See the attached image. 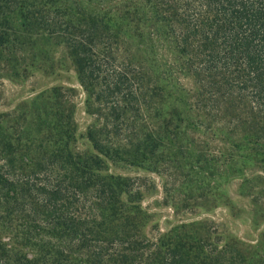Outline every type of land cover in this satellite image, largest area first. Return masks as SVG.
<instances>
[{
    "label": "trees",
    "instance_id": "16d2710c",
    "mask_svg": "<svg viewBox=\"0 0 264 264\" xmlns=\"http://www.w3.org/2000/svg\"><path fill=\"white\" fill-rule=\"evenodd\" d=\"M59 51L102 124L87 131L94 152L79 149L64 86L21 103L14 132L0 124V264L186 260V230L207 223L149 235L142 177L110 164L168 165L173 179L218 168L264 215V0H0L13 79ZM179 195L175 212L189 204ZM229 244V263L264 264V250Z\"/></svg>",
    "mask_w": 264,
    "mask_h": 264
},
{
    "label": "rangeland",
    "instance_id": "374dc122",
    "mask_svg": "<svg viewBox=\"0 0 264 264\" xmlns=\"http://www.w3.org/2000/svg\"><path fill=\"white\" fill-rule=\"evenodd\" d=\"M54 67H41L27 80L16 81L10 75L4 62H0V124L14 132L23 124L20 118L25 108L23 102L30 101L37 94L55 86L71 88L73 118L76 124V145L82 151L94 152L92 142L87 138L89 128L102 124L93 110L88 109L85 92L73 63L60 51L55 53ZM92 111V112H91ZM100 122V123H99ZM25 125V124H24ZM18 126V127H17ZM171 167H160L155 173L147 166L136 168L120 164L109 165V171L128 176H141L145 185L142 206L151 216L149 235L165 233L181 221H204L207 229L188 228L187 240L190 255L176 264H231L229 240H236L243 248L264 250V215L245 191L238 189V181L226 180L218 168L201 167L195 171L179 173L173 179ZM173 170V169H172ZM160 174V175H159ZM181 184V185H180ZM180 186V190L177 189ZM168 189V191L166 189ZM186 197L189 204L175 212L172 201ZM175 196V197H174ZM205 235V236H204ZM203 236V237H202ZM222 241L216 242V238ZM228 247V248H226ZM157 264H165L159 261Z\"/></svg>",
    "mask_w": 264,
    "mask_h": 264
}]
</instances>
